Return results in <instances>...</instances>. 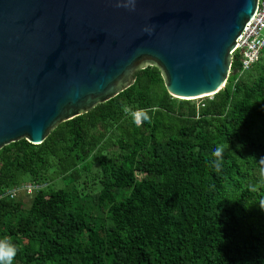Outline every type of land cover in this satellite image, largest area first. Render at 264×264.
Wrapping results in <instances>:
<instances>
[{"label": "trees", "instance_id": "obj_1", "mask_svg": "<svg viewBox=\"0 0 264 264\" xmlns=\"http://www.w3.org/2000/svg\"><path fill=\"white\" fill-rule=\"evenodd\" d=\"M238 58L200 104L172 97L147 65L41 143L0 148L13 264H264V50L246 70ZM141 108L151 121L136 127Z\"/></svg>", "mask_w": 264, "mask_h": 264}, {"label": "water", "instance_id": "obj_2", "mask_svg": "<svg viewBox=\"0 0 264 264\" xmlns=\"http://www.w3.org/2000/svg\"><path fill=\"white\" fill-rule=\"evenodd\" d=\"M257 0H0V148L60 122L156 66L175 98L225 86Z\"/></svg>", "mask_w": 264, "mask_h": 264}, {"label": "built area", "instance_id": "obj_3", "mask_svg": "<svg viewBox=\"0 0 264 264\" xmlns=\"http://www.w3.org/2000/svg\"><path fill=\"white\" fill-rule=\"evenodd\" d=\"M264 0H257L256 9L236 39V44L231 53V66L233 53L239 55L241 70L250 68L257 62L264 50ZM231 69V67H230ZM26 193H31L34 185L27 184L23 187ZM16 189L8 190L14 196Z\"/></svg>", "mask_w": 264, "mask_h": 264}, {"label": "clouds", "instance_id": "obj_4", "mask_svg": "<svg viewBox=\"0 0 264 264\" xmlns=\"http://www.w3.org/2000/svg\"><path fill=\"white\" fill-rule=\"evenodd\" d=\"M151 109H137L131 113L132 122L136 127H141L144 122L151 121L150 115ZM224 149L221 146H217L213 152V156L216 158L213 164L216 168H220L223 160ZM18 249L9 240H0V264H13L17 255Z\"/></svg>", "mask_w": 264, "mask_h": 264}, {"label": "rangeland", "instance_id": "obj_5", "mask_svg": "<svg viewBox=\"0 0 264 264\" xmlns=\"http://www.w3.org/2000/svg\"><path fill=\"white\" fill-rule=\"evenodd\" d=\"M263 32H264V30H263ZM207 97H212V95H209V96H201V97H198V98H195V99H189V100H191L192 102H194V103H196V104H200V102H202L203 101V99H205V98H207ZM95 168V167H94ZM86 181H87V183H86V186L87 187H90L91 189H96L97 188V182L96 181H94V182H91L92 180H91V178H89V179H85ZM91 182V183H90ZM54 184H56V186H59V185H61V183H60V181H55L54 182ZM22 197H23V199H24V202H25V204H28V201H29V197L28 196H24V195H22Z\"/></svg>", "mask_w": 264, "mask_h": 264}, {"label": "bare ground", "instance_id": "obj_6", "mask_svg": "<svg viewBox=\"0 0 264 264\" xmlns=\"http://www.w3.org/2000/svg\"><path fill=\"white\" fill-rule=\"evenodd\" d=\"M201 96H203V95L196 96V97H188V98H190V99H195V98H198V97H201Z\"/></svg>", "mask_w": 264, "mask_h": 264}]
</instances>
